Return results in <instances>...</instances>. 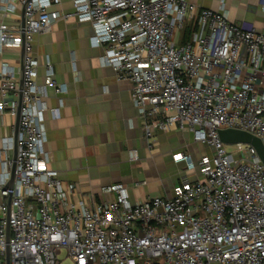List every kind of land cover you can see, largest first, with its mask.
<instances>
[{
    "label": "built area",
    "instance_id": "built-area-1",
    "mask_svg": "<svg viewBox=\"0 0 264 264\" xmlns=\"http://www.w3.org/2000/svg\"><path fill=\"white\" fill-rule=\"evenodd\" d=\"M70 2L73 11L64 13L55 9L61 0H3L12 12L24 6L25 26L0 24V51L24 50L14 182L7 187L9 170L0 186V264L7 253L10 264H61L63 252L73 264H264V163L253 146L219 136L240 130L264 144V31L188 0ZM69 18L92 25L102 64L132 84L150 148L157 132L182 131L211 149L197 160L173 154L184 175L170 196L133 202L129 186L118 183L102 187L110 197L98 202L48 168L34 36ZM47 71L48 84L65 93L50 64ZM0 92L15 96L0 111L16 115L20 87L6 67ZM5 166L12 170L13 161Z\"/></svg>",
    "mask_w": 264,
    "mask_h": 264
},
{
    "label": "crops",
    "instance_id": "crops-1",
    "mask_svg": "<svg viewBox=\"0 0 264 264\" xmlns=\"http://www.w3.org/2000/svg\"><path fill=\"white\" fill-rule=\"evenodd\" d=\"M61 1L55 9L73 11L70 0ZM188 1L203 8L224 10L231 22L264 31V0ZM23 16L22 4L18 3L12 12L0 0V24L21 31ZM93 36L92 25L76 18L60 19L50 32L34 36L37 83L45 89L48 107L43 119L45 150L50 156L48 168L82 193L95 196L98 202L110 197L101 194L102 187L118 183L129 186L133 202H143L154 195L170 196L184 175V164L175 163L173 154L188 152L197 160L212 151L196 143L191 133L182 131L157 132L156 145L150 148L142 119L130 100L132 84L102 64L104 48L93 45ZM23 55L22 48L6 47L0 51V75L6 67L19 87ZM48 64L57 83L65 86V93H57L48 84ZM14 97L0 92V104ZM17 127V114L8 109L0 111V186L6 172H12L5 163L15 157ZM133 151L138 153L136 161L130 158Z\"/></svg>",
    "mask_w": 264,
    "mask_h": 264
},
{
    "label": "water",
    "instance_id": "water-1",
    "mask_svg": "<svg viewBox=\"0 0 264 264\" xmlns=\"http://www.w3.org/2000/svg\"><path fill=\"white\" fill-rule=\"evenodd\" d=\"M25 26V15L23 16V21H22V28ZM23 49V48H22ZM23 89V82L20 86V95H19V105H18V111H17V120H18V127L15 132V157L13 159V168H12V174H11V179L9 183L7 184L8 188H12L13 182H14V171H15V162H16V157H17V152H18V134H19V124H20V112L22 108V91ZM219 136L221 140L227 144V145H233V144H249L253 146L257 154L260 158V160L264 163V144L261 141L260 138L245 132V131H240V130H234V129H226V130H220L219 131ZM10 197L8 198V204H10ZM8 232V239H9V227L7 229ZM6 264H10V258L9 254L7 253V258H6Z\"/></svg>",
    "mask_w": 264,
    "mask_h": 264
},
{
    "label": "rangeland",
    "instance_id": "rangeland-1",
    "mask_svg": "<svg viewBox=\"0 0 264 264\" xmlns=\"http://www.w3.org/2000/svg\"><path fill=\"white\" fill-rule=\"evenodd\" d=\"M186 32H187V30H183V34L186 33ZM199 145L206 147L205 145H202V144H199ZM201 149H204V148L202 147ZM228 149L231 151V150L234 149V147L233 146H228ZM60 260H62V263L61 264H73L72 260L70 258H67L66 257L65 252H63L61 254Z\"/></svg>",
    "mask_w": 264,
    "mask_h": 264
},
{
    "label": "trees",
    "instance_id": "trees-1",
    "mask_svg": "<svg viewBox=\"0 0 264 264\" xmlns=\"http://www.w3.org/2000/svg\"><path fill=\"white\" fill-rule=\"evenodd\" d=\"M186 30H187V32L185 33V38L183 40V43H186L190 39L191 32H189L188 29H186Z\"/></svg>",
    "mask_w": 264,
    "mask_h": 264
}]
</instances>
